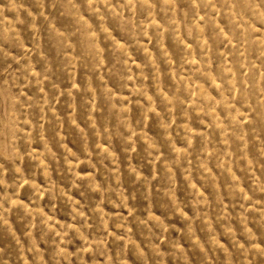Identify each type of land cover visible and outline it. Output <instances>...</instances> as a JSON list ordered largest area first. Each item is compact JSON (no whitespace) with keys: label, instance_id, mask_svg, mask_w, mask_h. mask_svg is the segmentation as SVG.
I'll use <instances>...</instances> for the list:
<instances>
[{"label":"rangeland","instance_id":"374dc122","mask_svg":"<svg viewBox=\"0 0 264 264\" xmlns=\"http://www.w3.org/2000/svg\"><path fill=\"white\" fill-rule=\"evenodd\" d=\"M0 264H264V0H0Z\"/></svg>","mask_w":264,"mask_h":264}]
</instances>
